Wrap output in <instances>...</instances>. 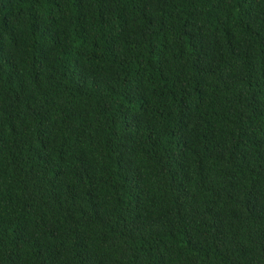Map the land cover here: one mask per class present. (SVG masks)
<instances>
[{"label": "trees", "instance_id": "obj_1", "mask_svg": "<svg viewBox=\"0 0 264 264\" xmlns=\"http://www.w3.org/2000/svg\"><path fill=\"white\" fill-rule=\"evenodd\" d=\"M0 264H264V0H0Z\"/></svg>", "mask_w": 264, "mask_h": 264}]
</instances>
